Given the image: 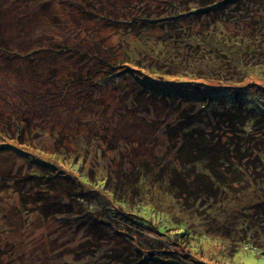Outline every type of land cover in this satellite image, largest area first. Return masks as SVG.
<instances>
[{
  "label": "trees",
  "instance_id": "1",
  "mask_svg": "<svg viewBox=\"0 0 264 264\" xmlns=\"http://www.w3.org/2000/svg\"><path fill=\"white\" fill-rule=\"evenodd\" d=\"M134 1L133 6L132 0H10L9 7L19 14L15 18L12 13V20L0 28V63L4 65L3 69L10 68L0 75V84L3 79L8 81L14 77V87H4L5 90L0 92V148L11 142L12 146L23 145L30 152L35 151L33 154L40 155L45 151L41 147L43 144L27 140L26 128L36 131L55 129L66 139L67 135L63 133L71 134L74 126L61 122V110L57 108L68 104L78 85L98 74L102 77L91 81L93 84L108 82L114 90L120 91L127 79H131L133 86L139 87L138 83L151 85L146 89L139 87L137 92L145 91L154 97L167 94L171 103L167 105L171 108L183 106L182 112L194 109L190 121L194 147L190 155L207 181L228 191L231 196L232 190L238 189H233L235 184L239 185L236 193L258 189L252 190L258 194L264 188V181L261 185L256 182L264 175V153L255 156L254 163L258 166L253 170H249L250 167L246 170L250 162H235L232 157H240L239 153L248 157L257 148L264 152V135L253 136L255 126L260 125L256 122L264 119V114L245 100L248 96H258L255 92L264 93V0H205V5L194 0L193 6H188L184 0ZM3 7L4 3L0 12ZM92 24L97 28L93 29ZM24 26L28 27L19 29ZM99 27L114 29L111 33L115 37L113 44L105 45L106 39L99 37ZM41 28L44 29L37 32ZM45 31L50 34L47 38L41 36ZM22 36L28 38L23 41ZM47 53L55 59L68 54L79 55L86 63L71 60L72 65H78L77 72L71 68L67 72H57V66L44 57ZM12 71L14 73L10 74ZM158 74L175 80L161 82ZM32 79L37 82L33 88ZM157 81L160 82L155 85ZM249 89L255 92L247 93ZM131 92L130 95L136 96L135 90ZM96 97L97 100L90 102L93 107L85 106L75 120L77 124L87 125L85 127L93 133L91 139L99 136L98 123L88 118L108 110L110 103ZM219 103L225 110L223 115L231 118H224L222 125L227 124L226 129H232L231 133L239 138L240 147L237 154V145H232L229 152L222 151L220 160L215 161L209 152L213 135L204 134L196 111L211 109L213 113ZM207 121L215 123L210 118ZM51 122L54 125L47 129ZM168 124L169 130L176 131V127ZM30 125L34 127H27ZM226 135L229 137L230 134ZM69 152V146L64 143L54 153ZM31 153L23 151L24 161L28 162L27 175L17 177L16 172L9 177L19 195V204L12 205L18 218L16 222L10 220L7 223L8 215H3L8 226L0 228V239L5 238L7 231L9 233L10 226L15 225L18 231L22 228L26 232L37 211L49 219L48 215L52 216L57 208L54 210L50 203V209L41 210L39 204L49 197L63 196L55 193L61 186L56 180L61 175L56 165L39 159L36 167ZM77 158L76 154L72 165H76L77 170L84 168V160ZM97 171L90 168L88 175L81 172L80 177L72 178L82 183L80 192L62 188L64 193L70 194V199L78 201V207L73 206L70 214L53 218L64 224L72 222L77 230L85 231L86 238L89 235L93 238L79 245L76 248L79 251L91 242L96 251L106 247L103 254L80 255L76 259L88 260L81 264H211L202 261L204 255L198 254L202 243L200 237L204 234L195 227L196 218L191 208L184 207L174 198L177 190L175 184L170 185L167 173L151 180L146 163L138 161L129 171L132 184L124 189L115 187L109 169ZM247 171H251V178ZM50 182L54 186H50ZM33 190H41V193L32 194ZM34 195L36 198L31 200ZM230 210L233 225L228 240L235 246V234L240 238L249 224L244 222L240 212ZM0 213L3 214L1 210ZM117 216L128 224V229L116 220ZM134 226L147 229L154 236L148 238L150 246L139 229L135 232L131 228ZM261 241L263 244L264 236ZM239 249L235 247L230 252V262ZM90 256L93 258H88ZM23 258L24 255L20 259L19 254H0V264H22L26 262ZM37 258L40 259L41 254H34V261Z\"/></svg>",
  "mask_w": 264,
  "mask_h": 264
},
{
  "label": "rangeland",
  "instance_id": "2",
  "mask_svg": "<svg viewBox=\"0 0 264 264\" xmlns=\"http://www.w3.org/2000/svg\"><path fill=\"white\" fill-rule=\"evenodd\" d=\"M184 1L188 6H193L194 4V0ZM198 1L205 5L203 3L206 2L205 0ZM0 3H4L2 12H0V28H2L4 24H8L12 20V13H14V17L16 18L19 12L9 7L10 0H0ZM132 3L134 6L135 1L132 0ZM180 5H182L181 2ZM46 26L47 24H45ZM27 27L24 26L19 29L25 30ZM92 28L96 29L97 27L92 24ZM42 29L44 28L38 29L37 32ZM114 29H116L115 26ZM114 29H111V27L98 28L99 37L106 39V46H110L109 43L113 44V38L115 37L111 33ZM41 36L47 38L50 34L48 31H45ZM27 38L24 36L21 37L23 41ZM44 57L52 65L57 66V72H67L70 68L72 71L77 72L78 65H72L73 61L71 62V60H83V63H86L79 55L68 54L64 58L60 57L55 59L54 57L51 58L47 53ZM69 65H72V67ZM3 66L0 63V75L5 72L7 73V70L10 69H3ZM13 73V71L10 72V74ZM85 74L92 76L88 73ZM95 76H92V79L86 83L78 85L74 91L75 93L70 97L68 104L64 108V105L57 108L58 111L61 110L59 115L61 122L65 123V125L74 126L70 130L71 134L68 132H66L67 134L63 133V135H67L66 139L65 137L62 138L59 131L55 129L36 131L31 128H26L24 132L27 140L43 144L41 146L45 149L43 153H40V155L39 153L33 154L35 151L32 150L31 153L23 145L12 146L13 143L11 142L9 145L0 148V210L3 212V214L0 213V228L8 226L7 223L10 220L16 222L18 218L17 213L12 209V205L19 204V195L14 191L9 177L16 172H18L17 177L27 175L28 162L24 161L26 157L23 151L25 152L27 150L31 153L33 160L36 161L34 163L36 167L38 166L37 160L39 159L56 165L55 168L58 170V174H61H59L60 176L56 180L61 183V186L58 185L59 188L55 193L63 195L57 199L49 197L48 199H44L45 202L39 204L41 210L50 209V207H53L54 210L57 208V210L53 211L54 214L52 216L49 217L48 215L49 219H45L44 215H41L37 211L33 213L31 225L27 228L26 232H23L22 228L21 231H18L15 225L10 226L9 233L7 231L5 238L0 239V254H19L20 259L21 255H24L23 260H26V262H22V264H67L66 261L73 264H81V262L87 260V258L85 260H82V258L81 261L76 259L81 257L80 255L82 254H103L106 247H104V250L96 251L97 249L92 242L86 244L83 250L79 251L76 249L79 245L87 242L88 239L93 240V238L90 235L86 238L84 236L85 231L77 230L76 226H72V222L64 224L53 219L57 215L64 213L70 214L73 206L78 207V201L70 199V194L64 193L62 188L64 187L73 193L74 189H77L76 192H80L79 190L81 188L79 186H82V183L72 178H75V176L80 177L79 174L81 172L88 175L90 168L96 169V171L102 168L97 172L99 173L103 172V169H109L111 175L110 180L115 187L126 189L128 185L130 186L132 184V177L129 171H131L136 162L142 161L146 163L147 171L152 176L151 180L156 175L167 173L170 176V185L175 184L177 190L175 191L174 198L177 202L183 204L184 207L191 208L196 218L195 227L199 228V233L204 234L200 237L202 243L199 253L197 250L198 254L204 255L203 259H201L202 261L211 264H264V243L261 244V237L264 236V188L258 194L252 191H258V189H252L250 192L245 191L246 193L243 191L236 193L239 190V185L235 184L233 189H236L234 187H238V189L232 190L233 195L231 196L228 191H224L216 187L213 182L207 181L206 176L199 169H196L197 166L195 162H192L193 157L190 155V151L194 147L192 142L194 132H192L193 128L190 125L191 115L194 113V109L188 108L182 112L183 106L171 108L170 105H167L171 104L169 100L170 96L167 94L161 97H154L145 91H136L139 87L146 89V87H150L151 85L147 86L138 83L140 85L139 87L137 84L133 86L132 80L127 79L128 81L124 84V87H121L120 91H116L108 82L102 84H96L98 83L96 82L93 84L91 81L102 77V75L98 74ZM158 76H160L159 79L161 82L164 80H175V78L167 75L158 74ZM143 78L141 77V79ZM1 82L0 92L5 90L4 87H14L12 84L14 83V77H11L8 81L3 79ZM159 82L157 81L155 85H158ZM31 83V88H33L34 84L37 85V82H34L33 79ZM132 89L135 90L136 96L130 95ZM251 91L252 89H249L247 93ZM255 93L258 96H248L245 100L249 106L256 108L264 114V93ZM96 96H100L110 103L108 110L98 112L94 118H88L98 123L96 129L99 132V136L91 139L89 137L93 136V133L85 127L87 125L77 124L75 120L82 113L81 111L85 106L89 105L91 108L93 107L90 102L97 100L98 97ZM224 112L225 110H222L220 103L215 106L213 113L211 109L207 111H196L198 116H200L197 118L200 119L199 124L204 134L206 136L209 135V137L213 135V139L211 140L212 144L209 145L212 148L209 152L212 154L210 158L215 159V161L220 160L222 151L229 152L232 149V145H237V154L238 148L240 147L238 143L239 138H235V135L231 133L232 129H226L229 127L227 124L222 125L225 121L224 118L231 119L229 115H223ZM209 118L215 123L211 124L207 121ZM168 123H171L173 128L176 127V131L169 130L167 128ZM256 123H260V125L257 124L255 126L253 136L259 138L262 135L263 137L264 119H260ZM52 125L54 124L51 122V124L47 125V129H50ZM27 127L34 126L30 125ZM7 129H10V127H7ZM226 133L230 134L229 137ZM241 135V133H238V137H241ZM64 143L69 146L70 152L68 154L61 153L56 155L54 152L59 150V147ZM263 153L261 149L257 148L248 157L239 153L241 158L233 156L232 159L235 162L240 160L241 163L250 162L248 164L250 166L246 170L249 167V170H253L258 166V163H254L255 156L257 154L263 155ZM76 154L78 155V161L84 160L85 167L79 170H77L76 165H72L73 161H75ZM247 173H249L251 178V171H247ZM263 181L264 175L256 180L260 185ZM50 186H54V183L50 182ZM39 189L42 190L41 187ZM41 190L37 192L33 190L31 193L39 195L38 193H41ZM37 195L31 197V200H34ZM50 203L51 205L49 207L48 204ZM93 205L96 206L95 203ZM93 209L96 208L93 207ZM230 209L235 210V212H240L244 216V222L249 224L248 229L242 232L241 239L238 234H235L237 237L235 246L228 240L229 231H231L230 228L233 225V222L230 223ZM105 212L108 213V210H105ZM114 213L115 216L118 215L117 212ZM260 213L263 214L261 217L259 216ZM4 214L8 215L6 218L7 223L3 220ZM116 218L118 222L128 229V224L122 217L117 216ZM131 228L135 232L139 229L144 236L143 239L147 241V245H151L148 238L154 236L150 235L151 233L147 229H140L136 226ZM231 234L234 235V233ZM235 247L240 249L237 250L230 262L228 255L235 250ZM34 254H41V258H37L34 261ZM88 258H93V256Z\"/></svg>",
  "mask_w": 264,
  "mask_h": 264
}]
</instances>
